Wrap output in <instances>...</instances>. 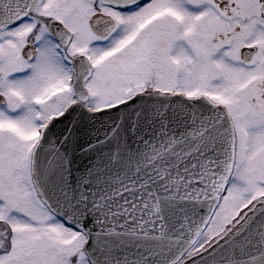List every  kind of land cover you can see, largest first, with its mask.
<instances>
[{
  "label": "snow or ice",
  "instance_id": "1",
  "mask_svg": "<svg viewBox=\"0 0 264 264\" xmlns=\"http://www.w3.org/2000/svg\"><path fill=\"white\" fill-rule=\"evenodd\" d=\"M0 264H264V0H0Z\"/></svg>",
  "mask_w": 264,
  "mask_h": 264
}]
</instances>
